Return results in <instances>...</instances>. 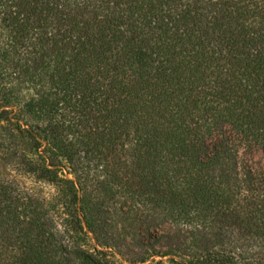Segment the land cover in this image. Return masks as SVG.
<instances>
[{
    "label": "trees",
    "instance_id": "obj_1",
    "mask_svg": "<svg viewBox=\"0 0 264 264\" xmlns=\"http://www.w3.org/2000/svg\"><path fill=\"white\" fill-rule=\"evenodd\" d=\"M240 141L264 154V0H0V264H123L118 209L185 229L174 264H264Z\"/></svg>",
    "mask_w": 264,
    "mask_h": 264
},
{
    "label": "rangeland",
    "instance_id": "obj_2",
    "mask_svg": "<svg viewBox=\"0 0 264 264\" xmlns=\"http://www.w3.org/2000/svg\"><path fill=\"white\" fill-rule=\"evenodd\" d=\"M240 163L242 167L249 165L257 172L264 171V154L257 146L250 145L248 142H239ZM61 174L70 177V170L66 164L61 167ZM49 188H46L48 191ZM108 206H122L125 200L118 201L117 199L106 200ZM118 215L115 214L109 217L114 223L116 230L113 234L112 248H109V255L112 260L118 263L130 264L136 262L139 258L149 256L145 262L138 264H174L170 258L180 256L187 252L188 245L186 239L190 237L185 232L178 230L175 227L161 226L162 219L156 216L152 223H144L145 215H133L125 213L123 209H118ZM176 226V225H175ZM91 247H96L97 244L91 236L89 240ZM165 252H173L172 255L161 256ZM176 258V257H175Z\"/></svg>",
    "mask_w": 264,
    "mask_h": 264
}]
</instances>
